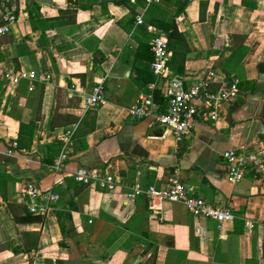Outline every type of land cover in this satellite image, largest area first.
<instances>
[{
	"label": "crops",
	"instance_id": "1",
	"mask_svg": "<svg viewBox=\"0 0 264 264\" xmlns=\"http://www.w3.org/2000/svg\"><path fill=\"white\" fill-rule=\"evenodd\" d=\"M145 6L144 0L0 4V27L6 7L21 17L0 33V264H264V170L250 160L244 178L231 183L223 156L235 149L264 159V0H189L179 17L191 48L177 55L184 70L169 65L170 52L158 80L150 66H138L147 58L139 50L143 24L136 23ZM148 9L146 19L172 17L171 3ZM21 69L44 70L51 78L35 81L31 90L29 80L6 76ZM105 76L107 103L86 109L84 97ZM169 77L183 78L188 87L207 81L210 91L238 81L240 96L223 102L217 120L194 99L192 133L178 140L129 111L151 82L166 95ZM31 120L34 143L21 151L13 142L21 122ZM69 131V158L57 172L47 159L60 155L58 142ZM82 166L112 174L116 189L77 183L72 175ZM176 173L235 218L221 229L183 203L129 198L134 186L167 188ZM26 181L61 196L42 221L15 218L28 212Z\"/></svg>",
	"mask_w": 264,
	"mask_h": 264
},
{
	"label": "built area",
	"instance_id": "2",
	"mask_svg": "<svg viewBox=\"0 0 264 264\" xmlns=\"http://www.w3.org/2000/svg\"><path fill=\"white\" fill-rule=\"evenodd\" d=\"M144 1L146 6L137 16L136 23L138 25H146L148 31L154 34L151 40L153 60L150 67L158 80L163 77L170 59L168 34L162 28L146 23L148 7L152 3H160L161 0ZM20 18L19 15L12 13L6 7V13L3 16L4 24L0 27V33L6 34L10 32L12 25ZM6 76L14 83L29 80V88L31 90L34 88L35 81L45 82L51 78V74L47 71L36 69H21ZM106 81L107 76L98 81L92 87V90L86 94L84 97V107L86 109H92L107 103ZM156 85V81L151 82L147 89L139 93L137 100L129 109L130 115L136 119H151L154 124L170 130L178 140H182L192 133L195 122V108L191 105V102L194 99H201L207 104L211 110V118L217 120L223 102L238 100L240 96L238 81H233L218 91H210L207 87V81L188 87L183 78L169 77L166 85L168 107L166 111H161L154 96ZM72 134V131L67 132L64 137L65 147L51 165L57 172L63 170L64 162L68 159L66 145L71 141ZM13 145L17 147V141H14ZM223 156L229 167L228 180L231 183H237L244 178L251 164L250 160H252L253 167L258 170H264V159L258 157L250 159L247 154L235 149L226 150ZM72 176L79 184L86 186L95 185L102 190L113 191L118 185L117 179L112 174L105 173L98 168L82 166L77 168ZM141 195H147L150 199L159 197L183 203L192 215L214 220L221 229L228 221H232L235 218L233 212L228 208L218 206L197 195L193 188L185 185L178 173L171 178L169 186L165 189H159L154 185H150L147 188L134 186L132 191L128 193L131 200H136ZM22 197L26 202L28 211L41 216L52 210L61 198L57 192L43 190L35 181H26L24 183Z\"/></svg>",
	"mask_w": 264,
	"mask_h": 264
},
{
	"label": "trees",
	"instance_id": "3",
	"mask_svg": "<svg viewBox=\"0 0 264 264\" xmlns=\"http://www.w3.org/2000/svg\"><path fill=\"white\" fill-rule=\"evenodd\" d=\"M4 1L7 0H0V4H2ZM129 0H113V2L118 4H124ZM143 3V0H138ZM166 2L167 4L171 3L173 9H172V17L171 18H161L158 16H153L146 19V23H151L156 25L159 28H162L165 30L168 34V40H169V46H170V52L172 53L171 61L169 62V65L172 67H176L177 69L183 71L184 70V63L180 62L177 59V55H185L190 51L189 43L186 39V36L184 32L180 28V21L179 17L184 12V10L187 7V4L189 0H161L160 3H152L149 6V9L154 6H159L162 3ZM80 8H83L80 5ZM148 9V10H149ZM61 13H67V10H61ZM69 20L72 22H76V17L74 15H71L69 17ZM143 32L146 34V40L141 41L139 50L142 48L145 49L147 52V58L146 62L139 61L138 66L139 68L145 67L146 69L149 68L152 60H153V52L151 50V40L154 36V34L150 31H148L146 25H142ZM153 75V73H152ZM166 90V88H165ZM166 92V91H165ZM155 100L160 104L162 111H166L168 107V100L164 93L163 87H159L155 89L154 91ZM37 129V123L34 120L21 122L20 125V132L15 141H17V148L21 151H29L31 150L34 139H35V130ZM59 148L57 151H61L64 146L65 142L64 140H60L58 142ZM57 153V152H56ZM69 158V156H68ZM50 163H53L55 160L54 158L47 159ZM82 185V184H81ZM15 218L19 220L20 222H39L42 221V216L36 213L31 212H24L23 214H18L15 212Z\"/></svg>",
	"mask_w": 264,
	"mask_h": 264
}]
</instances>
